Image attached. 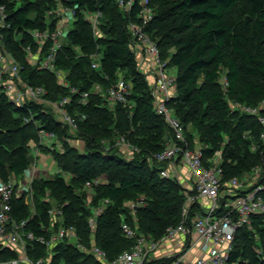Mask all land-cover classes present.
<instances>
[{"label": "trees", "instance_id": "16d2710c", "mask_svg": "<svg viewBox=\"0 0 264 264\" xmlns=\"http://www.w3.org/2000/svg\"><path fill=\"white\" fill-rule=\"evenodd\" d=\"M15 1L0 0L8 15V28L0 30L6 49L20 64L25 83L44 88L51 100L69 99L68 112L75 118L76 134L84 142L82 152L65 143L63 152L54 154L59 170L70 175L68 182L55 177L31 183L35 216L26 230L36 237H48L41 229L50 228L48 212L56 205L61 208L63 224L76 229L80 242L85 246L93 243L112 262L134 246L133 240L123 237L120 225L123 221L133 224L124 205L142 196L146 206L136 213L138 233L160 240L168 227H175L182 220L186 197L180 185L159 176L164 165L148 161L164 149L166 140L173 135L163 117L154 111L151 88L139 72L132 51L134 42L128 24L136 20V11L125 15L113 0L66 2L67 6L76 7L77 18L56 55L57 70L68 72V87H64L55 75L33 69L26 61V49L36 53L38 47L29 32L53 29L54 19L46 14L56 3L23 0L16 6ZM149 5L153 18L145 32L156 44L161 60L175 70V94L167 107L183 126L188 142H198L204 157L222 152L224 181L241 178L254 167L262 166L264 146L259 141L261 126L257 118L232 111L229 102L256 108L264 100V0H149ZM81 11L100 13L99 36L93 34ZM49 47L50 43L44 45L41 56ZM96 53L101 56L99 70L91 68V56ZM223 71L225 91L219 81ZM120 77L131 89L130 107H110L95 94L89 95L85 105L80 103L81 95L89 93L93 86L106 91ZM71 90L78 94L70 93ZM29 111L34 115L30 122ZM113 124L115 130L111 128ZM39 129L58 139L68 137V128L52 114L34 104L15 107L0 89L3 183L11 176L21 177L33 163L29 144L38 142ZM119 136L137 149L131 159L105 151L103 143L114 144L113 138ZM252 147L259 149L253 152ZM99 178H103L102 183L85 189L86 183ZM261 195L264 200V191ZM23 199L25 196L13 197L11 215L16 221L30 218ZM103 204L104 211L91 230L88 220L92 209ZM197 208L191 207L189 219ZM27 250L31 260L46 256L45 248L34 242L27 243ZM53 252L50 264H102L65 243ZM16 258V252L10 249L0 252L2 262ZM230 262L264 264V214L252 219L251 231H237ZM165 263L155 260L145 264Z\"/></svg>", "mask_w": 264, "mask_h": 264}, {"label": "built area", "instance_id": "2783aa9c", "mask_svg": "<svg viewBox=\"0 0 264 264\" xmlns=\"http://www.w3.org/2000/svg\"><path fill=\"white\" fill-rule=\"evenodd\" d=\"M53 1L56 5L54 9L47 12L46 16L53 17L54 27L52 30L47 28L44 31L29 32L38 47L36 53H32L29 48L26 49V61L32 59L38 69L55 75L58 83L64 86L62 78L64 72L57 70L55 61L58 51L66 42L68 32L72 29L69 30V24L72 22L73 25L76 21V7L67 6L68 0ZM113 1L125 15L131 16L134 10L137 13L136 20H131L128 24V31L134 42L132 51L135 56L141 54V58L147 63V76L154 77V86L151 87L154 111L163 117L173 135L166 140L164 149L151 155L148 161L151 164L164 165L159 176L176 182L184 190L186 201L181 213L182 220L177 226L168 227L160 240H154L150 235L139 234L137 230L136 213L146 206L145 198L140 196L134 201L127 202L124 207L133 219V224L123 221L120 230L124 238L134 241V246L129 252L109 262L101 248L93 243L90 246L83 245L76 229L63 224L61 208L56 205H53L48 212L51 220L50 228L42 227L41 229L48 233V237H36L34 233L27 231V224L35 216L33 199H28L32 197L31 183L34 180L26 178L18 184L0 183V252L10 249L17 254L16 259L3 262L0 260V264H50L54 255L53 250L61 243L92 256L102 264H145L155 260H163L165 264H237L230 262L237 231L243 228L251 231L252 219L264 214V200L261 195L264 191V163L262 166L254 167L241 178L233 177L224 181L222 152L218 150L212 157H204L201 145L198 142L193 145L188 142L183 126L167 107V103L173 97L175 76L167 72V61L161 60L156 44L145 32L146 26L153 18V9L149 5V0ZM81 15L90 23L93 34L96 36L99 32L100 13L90 14L87 11H81ZM7 17L5 7L0 6V30L8 28ZM2 40L3 35L0 31L1 91L15 107L24 108L31 104H38L36 100L46 94L45 90L27 83L26 86H22L20 64L10 52L3 48ZM46 43H50V47L46 54L41 56ZM100 59L101 56L97 53L91 56L93 70H99ZM140 64L139 60L138 70ZM141 74L144 75L143 72ZM220 84L225 91L227 87L225 77L221 79ZM99 87V85L93 86L89 93H83L80 103L85 105L89 95L95 94L103 98L110 107L116 105L123 108L130 107L131 89L123 78L120 77L106 91ZM70 93L78 94V91L71 90ZM69 104V99L63 98L58 107L56 106L58 121L70 131H77V122L68 112ZM229 104L232 103L229 102ZM233 105L242 109L245 114L257 118L261 126L259 141L264 146V100L256 108ZM28 113L30 118L34 117L32 112ZM80 121L83 122L84 117ZM38 140L40 145L44 146L56 141L57 137L39 129ZM120 143L126 144L127 140L121 137ZM130 147L133 152H137L135 147ZM258 149L252 147L251 150L256 152ZM180 172L187 174L184 182ZM102 182L103 178L88 182L85 184V189L89 190ZM25 185H29V188L25 189ZM17 191L20 195H15ZM23 191L26 195H23ZM14 196H25L23 200L30 212L29 219L16 221L12 217L11 204ZM107 202L105 201V204ZM193 205H197L198 210L189 219ZM104 208L103 204L92 209V215L88 220L91 230L95 229L96 220L103 213ZM55 226L56 229H54ZM28 242L43 246L46 256L31 260L28 257Z\"/></svg>", "mask_w": 264, "mask_h": 264}, {"label": "rangeland", "instance_id": "374dc122", "mask_svg": "<svg viewBox=\"0 0 264 264\" xmlns=\"http://www.w3.org/2000/svg\"><path fill=\"white\" fill-rule=\"evenodd\" d=\"M22 1L23 0L15 1L16 6H19L22 3ZM31 1H33V0H31ZM68 28H69V30L72 28V22L69 24ZM99 34H100V32H98L96 35L99 36ZM1 45L3 46V48L6 49L4 38L1 41ZM97 54L100 55V53H97ZM135 58H136V61L138 64L139 59L137 58V56ZM32 61H33L32 59L28 60L27 65H29L31 68L34 69V68H36V65ZM167 72H169L171 75L175 76V70L173 68L168 67ZM67 73L68 72L65 71L64 74L62 75V78L64 80L63 81L64 87H68V83L65 81V77L67 76ZM223 77H224V71L222 72V75L220 76L219 81H221V79ZM22 86H26L25 81H23ZM149 86L151 88L150 84H149ZM99 88L101 89V86ZM173 89L175 90V86H173ZM45 92H46L45 95L39 97L36 100V102L38 104H35V105L41 107L45 113L52 114L54 116V118L58 121L59 117L57 115L56 106L58 107L60 100L59 101L51 100L50 95H48V92L46 90H45ZM229 107L232 111H238L241 114H245L242 111V109L235 107L233 104H229ZM71 117H73V116H71ZM27 119H29L27 121L30 122L34 118H33V116L30 118V116H29ZM113 126H114V124L111 125V128L113 130H115L113 128ZM71 131L69 129L67 130L68 137L63 136L62 139L57 138L56 141L51 142V143L44 145V146L40 145L39 140L37 143H33V142L30 143L29 144L30 145V153L33 156V163L29 166V168L24 172V174L21 177L15 178V177L11 176L9 178L8 182H11L12 184H18V183H22L26 178H28V179L32 178L33 180H40V179L50 180V179H54L55 177H62L63 179L66 180V182H68L70 180V175L62 173L59 170V168L57 167L56 162L54 160V154L57 152H59V153L63 152V150H64L63 145L65 143L68 146L74 147L78 151L82 152L84 150V142L76 134L77 131H73V130H71ZM2 132L6 133V131H2ZM120 139H121V137L116 138V139L113 138L114 144H111L110 143L111 141H105L103 143L105 151H109V152L115 151V153H117V155H119L123 159H131L133 154L135 153V152H133L132 148L130 147L131 144L129 142H127L126 144L122 145L120 143ZM0 183H3V182L0 180ZM27 188H29V185H25V189H27ZM15 195H20V192L17 191L15 193ZM23 195H26V192L23 191ZM28 199H32V197L30 196Z\"/></svg>", "mask_w": 264, "mask_h": 264}, {"label": "crops", "instance_id": "0c3cea01", "mask_svg": "<svg viewBox=\"0 0 264 264\" xmlns=\"http://www.w3.org/2000/svg\"><path fill=\"white\" fill-rule=\"evenodd\" d=\"M138 59L140 60V69H139V72H143V74L145 75V77H146V80H147V82L151 85V87L152 86H154V77L153 76H147V63H146V61L143 59V58H141V54H139L138 56ZM174 94H175V90L173 91V93H172V96H174ZM181 173V176H182V178H183V182H184V179L187 177V174L186 173H184V172H180Z\"/></svg>", "mask_w": 264, "mask_h": 264}]
</instances>
